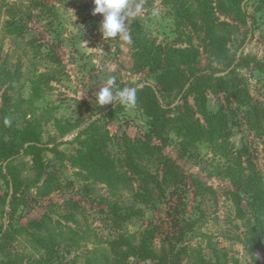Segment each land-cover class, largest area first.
<instances>
[{
	"label": "rangeland",
	"instance_id": "rangeland-1",
	"mask_svg": "<svg viewBox=\"0 0 264 264\" xmlns=\"http://www.w3.org/2000/svg\"><path fill=\"white\" fill-rule=\"evenodd\" d=\"M197 1L129 0L130 12L135 15L127 17L126 29L128 20L136 18L157 44L197 47L196 63L203 67L213 58L207 50L208 39H203L208 29L199 23L197 28L201 30L197 32L179 11L188 7L196 15ZM85 2L90 3L0 0V120L8 118L18 127L28 125L46 145L42 151L45 174L39 181L28 155H22L12 163V168H7L20 177L21 184L13 220L8 216L10 207L0 213V226L9 233L1 241L5 245L0 253L2 264H115L109 241L118 233L137 243L147 224L165 227L164 205L157 209L142 206V218L134 216L117 227L115 211L140 207L133 201L136 187L129 181V174L123 182L104 181L85 170L75 158L77 149L87 142L85 134L90 133L86 132L90 128L100 134L108 131V149L116 159L121 156L120 137L138 136L147 129V118L137 105L124 107L109 120L106 107L95 104L94 93L108 77L114 76L116 85L156 84L154 72L134 68L131 42L121 37L106 41L102 37L101 16L90 17L82 5ZM245 4L249 14L245 24L238 23L233 15L218 12L213 18L228 50L221 57L227 60L233 56L236 75L248 85L252 100L264 110V71L252 67L251 61L248 67L244 66L249 59L264 61V0H247ZM227 64L228 61L219 63L217 71L225 72ZM177 92L175 88L166 90L159 86L158 94L163 103L174 106L178 102ZM6 94L9 104L4 106L1 101ZM199 96L189 95L188 101L196 112L192 114L193 120L198 118L205 130L211 131L209 140H195L198 133L193 131L190 135L187 128H182V136L171 130L164 150L184 172L182 189L187 215L195 223L183 243L186 253L182 264H264V246L256 248L264 243V233L256 231L257 220L248 203L250 196L241 193L238 202L231 197L229 191L233 187L222 172L225 164L221 156L230 150L234 161L237 151L245 152L243 159L250 160L261 176L264 203L263 138L242 125V110L235 104L231 107L240 124L233 126L228 140L219 138V130L212 131L215 128L198 112ZM204 106L214 113L218 108H227L229 101L224 94L207 90ZM186 107L183 105L182 109ZM55 144L61 152L59 156L48 150ZM10 191L0 178V193ZM34 220L40 221V228L31 226ZM263 222L264 216L257 223ZM42 237L54 255L47 254ZM158 246L156 241V249ZM126 264L137 262L129 258Z\"/></svg>",
	"mask_w": 264,
	"mask_h": 264
},
{
	"label": "trees",
	"instance_id": "trees-1",
	"mask_svg": "<svg viewBox=\"0 0 264 264\" xmlns=\"http://www.w3.org/2000/svg\"><path fill=\"white\" fill-rule=\"evenodd\" d=\"M89 1L90 3L85 2L82 5L91 17L93 16L91 14L93 4L92 0ZM246 1L198 0L196 15L188 7L179 9L180 14L194 26L197 32L201 30L197 28L200 26L199 23L206 25L208 31L211 32L205 33L204 31L206 36L203 39H208L209 49L207 50L213 58L203 67L196 63V55L199 53L197 47L180 48L157 44L146 35L139 20L132 18L127 22V30L131 34V43L134 48L132 52L133 66L137 70L147 68L154 72L156 84L145 82L132 85L119 82L116 87L134 86L137 88L136 105L147 118V129L138 136L123 135L120 137L121 156L116 159L108 149L110 137L108 131L105 130L104 133H101L103 135L97 138V135L101 134L97 133L96 129L90 128L86 131L90 133L85 134L87 142L82 143L81 147L77 149L75 158L85 170L96 173L95 176L101 180L113 179L123 182L126 178H130L129 181L135 184L133 201L140 207H126L124 212L115 211L113 218H115L117 227H121L123 223L130 221L134 216L142 218L144 216L142 206L157 209L164 205L166 221L165 227L157 223L147 224L141 231L137 243H133L126 235L118 233L109 241L110 252L115 259V264H126L129 258L135 259L137 264H182L183 255L186 253L183 243L187 234L194 229L195 223L187 215V202L182 189L185 183L184 172L164 150L168 146L171 130H174L178 136H182V128L189 129L192 133L190 135L196 131L198 137L195 140L200 141L209 140L212 134L211 131L205 130L198 118L193 120L192 114L196 112L189 105V95L196 93L199 96L198 93L201 92L196 99L198 112L215 128L212 131L218 132L217 130H219V138L228 140L233 126L240 124V121L235 120V109L231 107L232 104H235L242 110V125L253 131L259 138H263L264 141L263 107L252 100L248 85L236 75L233 56L227 60L221 57L222 53L228 52V50L224 47L226 41L218 34V25L213 18V15L218 12L224 16L233 15L238 23L245 24L249 16L245 8ZM221 23L228 25L227 22ZM227 61L226 74L223 72V75H217L220 72L217 71L216 66ZM250 61L256 70L264 71V61L249 59L244 63V66L248 67ZM159 86L166 90L174 88L178 90L175 97L178 102L174 106L162 102L158 94ZM198 88H201V91H198ZM207 90L224 94L229 101V106L218 108L214 113L208 112L204 106ZM1 102L4 106L9 104L7 94L4 95ZM183 105L187 106L186 110L182 109ZM105 107L109 120H112L115 114L124 108L119 104H109ZM231 119L234 122L230 121ZM3 120L4 118L0 120V178L6 182L11 191L6 194L0 193V213L10 207L8 216L13 220V214L17 207L15 198L21 180L19 176L7 171V168H12V163L22 155H28L32 160V170L36 181H39L45 174L42 151L46 145L42 143L39 133L34 129H29L28 125L18 127L12 123L10 127H6L2 123ZM231 122L234 125H231ZM48 150L54 156L61 155L58 144ZM243 154H245L244 151H237L235 160L232 161L233 153L230 150L221 153L224 159L223 165L225 164V171L222 172L226 173L225 177L230 180L233 187V190L229 191L231 197L238 202L239 194L249 195L248 203L252 214L257 222H260L264 216L263 192L260 186L261 176L250 160L243 159ZM257 222L256 231L263 234L264 222ZM31 226L40 228V221H32ZM258 229L263 231L259 232ZM8 234V230L2 229L0 226V253L5 249V245L1 244V241ZM40 240L44 244L42 246L47 250V254L54 255L52 247L45 245V239L42 237ZM156 241L159 242L158 249L155 247ZM263 246L264 243H261L256 248L260 249ZM3 255L7 258V254ZM2 262L0 260V264Z\"/></svg>",
	"mask_w": 264,
	"mask_h": 264
},
{
	"label": "clouds",
	"instance_id": "clouds-1",
	"mask_svg": "<svg viewBox=\"0 0 264 264\" xmlns=\"http://www.w3.org/2000/svg\"><path fill=\"white\" fill-rule=\"evenodd\" d=\"M92 4L94 7L91 14L101 16L99 31L102 37L106 41L121 37L130 43L132 37L126 29V20L129 15H135V13L130 12L129 0H92ZM94 101L99 107L119 104L133 108L137 102V88L134 86L118 88L116 87V78L110 76L105 80L103 87L94 93ZM2 123L4 126L10 127L12 121L5 118Z\"/></svg>",
	"mask_w": 264,
	"mask_h": 264
},
{
	"label": "flooded vegetation",
	"instance_id": "flooded-vegetation-1",
	"mask_svg": "<svg viewBox=\"0 0 264 264\" xmlns=\"http://www.w3.org/2000/svg\"><path fill=\"white\" fill-rule=\"evenodd\" d=\"M222 74H224V73H217V75H222Z\"/></svg>",
	"mask_w": 264,
	"mask_h": 264
}]
</instances>
